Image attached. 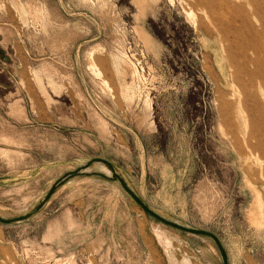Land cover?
<instances>
[{
    "label": "rangeland",
    "instance_id": "374dc122",
    "mask_svg": "<svg viewBox=\"0 0 264 264\" xmlns=\"http://www.w3.org/2000/svg\"><path fill=\"white\" fill-rule=\"evenodd\" d=\"M263 47L264 0H0V264H264Z\"/></svg>",
    "mask_w": 264,
    "mask_h": 264
},
{
    "label": "water",
    "instance_id": "95a60500",
    "mask_svg": "<svg viewBox=\"0 0 264 264\" xmlns=\"http://www.w3.org/2000/svg\"><path fill=\"white\" fill-rule=\"evenodd\" d=\"M108 167H109V169L111 170V177L113 178V179H116V180H118L121 184H122V186L131 194V196L138 202V204L140 205V206H142L145 210H146V212H148L149 214H151V215H153V216H156L155 214H153L152 212H150V210H148L145 206H144V204L140 201V200H138L130 191H129V189L126 187V185L124 184V182L122 181V179H121V177L115 172V170H114V168H113V166L112 165H108ZM44 203V201H42L36 208H35V210L36 209H38L40 206H42V204ZM157 217V216H156ZM157 218H159V217H157ZM1 221H7V220H2V219H0ZM178 227V226H177ZM178 228H181V229H184V228H182V227H178ZM184 230H186V231H190V232H195V233H202V232H200V231H194V230H190V229H184Z\"/></svg>",
    "mask_w": 264,
    "mask_h": 264
},
{
    "label": "bare ground",
    "instance_id": "6f19581e",
    "mask_svg": "<svg viewBox=\"0 0 264 264\" xmlns=\"http://www.w3.org/2000/svg\"><path fill=\"white\" fill-rule=\"evenodd\" d=\"M248 4V3H247ZM249 6V5H248ZM255 11V10H254ZM263 46V45H262ZM264 48V47H263ZM253 57V56H252ZM250 81V80H249ZM258 85H259V83H258ZM257 85V86H258ZM261 91V90H260ZM262 93V92H261ZM263 95H264V92H263ZM262 95V96H263ZM246 186H248V184L246 185ZM254 186V185H253ZM251 188V187H250ZM249 188V189H250ZM255 189V188H254ZM256 190V189H255ZM251 192L253 193V191L251 190ZM256 192V191H255ZM259 193V192H258ZM256 194V193H255ZM259 195V194H258ZM261 195V194H260ZM259 195V196H260ZM257 196V195H256ZM255 198V197H254ZM253 201V200H252ZM254 201H255V199H254ZM261 200L259 199V197L257 196V198H256V204L254 205V206H257L259 209H261L260 208V204H261V202H260ZM254 206H252L251 208H253ZM256 207V208H257ZM262 208H264V207H262ZM249 209V208H248ZM254 209V208H253ZM249 212L250 211H248V214H249ZM254 212V211H253ZM258 212H260V211H258ZM255 213V212H254ZM254 213H251V215L252 214H254ZM257 214H259V213H257ZM259 217H260V215H258ZM258 216H256V215H252V216H250L251 217V219L250 218H248L249 220H250V223L251 224H254V225H257V226H259L260 224H261V222L262 221H264L263 219H259V217ZM262 218H264V217H262ZM260 220H262L261 222H260Z\"/></svg>",
    "mask_w": 264,
    "mask_h": 264
}]
</instances>
